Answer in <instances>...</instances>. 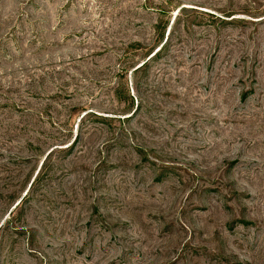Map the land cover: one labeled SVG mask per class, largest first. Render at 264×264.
Instances as JSON below:
<instances>
[{
  "label": "rangeland",
  "instance_id": "374dc122",
  "mask_svg": "<svg viewBox=\"0 0 264 264\" xmlns=\"http://www.w3.org/2000/svg\"><path fill=\"white\" fill-rule=\"evenodd\" d=\"M0 264H264V0H0Z\"/></svg>",
  "mask_w": 264,
  "mask_h": 264
},
{
  "label": "trees",
  "instance_id": "16d2710c",
  "mask_svg": "<svg viewBox=\"0 0 264 264\" xmlns=\"http://www.w3.org/2000/svg\"><path fill=\"white\" fill-rule=\"evenodd\" d=\"M170 35H171V32L169 33V37H167V40H166V43L169 41V39H170ZM164 39V35H163V37H162V40ZM162 40H161V42H162ZM166 43L165 44H163V46L160 48V50L159 51H157L152 57H150L142 66H144V65H146L149 61H150V59H152L153 57H155L164 47H165V45H166ZM142 66H140L139 68H141ZM138 68V69H139ZM134 109V108H133ZM77 139V137L75 138V140ZM74 143V142H73ZM46 161V160H45ZM45 161L43 162V165L45 164ZM37 180V177L35 178V180L33 181V183L31 184V187H33V185H34V182ZM30 190V189H29ZM29 192V191H28ZM26 195H28V193L26 194ZM20 204V203H19Z\"/></svg>",
  "mask_w": 264,
  "mask_h": 264
}]
</instances>
